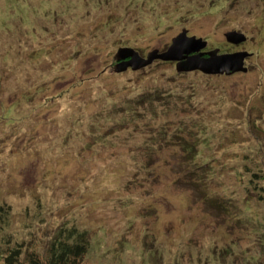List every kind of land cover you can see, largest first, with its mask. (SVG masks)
Segmentation results:
<instances>
[{"label":"rangeland","instance_id":"rangeland-1","mask_svg":"<svg viewBox=\"0 0 264 264\" xmlns=\"http://www.w3.org/2000/svg\"><path fill=\"white\" fill-rule=\"evenodd\" d=\"M182 28L247 71L115 69ZM79 231L80 264H264V0H0V264Z\"/></svg>","mask_w":264,"mask_h":264},{"label":"water","instance_id":"water-1","mask_svg":"<svg viewBox=\"0 0 264 264\" xmlns=\"http://www.w3.org/2000/svg\"><path fill=\"white\" fill-rule=\"evenodd\" d=\"M228 42L240 43L246 39V35L232 29L225 32ZM207 41L194 34L188 35L186 28L172 37L171 43L164 50L153 48L146 52L145 56L133 47H119L116 52V70H125L127 67L138 69L148 65L155 59L174 60L177 71H190L199 69L205 73L230 74L236 71H247L244 65V57L250 52L239 50L235 52H218V48L202 50Z\"/></svg>","mask_w":264,"mask_h":264},{"label":"trees","instance_id":"trees-1","mask_svg":"<svg viewBox=\"0 0 264 264\" xmlns=\"http://www.w3.org/2000/svg\"><path fill=\"white\" fill-rule=\"evenodd\" d=\"M72 238L70 241L69 239ZM87 249L84 231L68 233L66 237L55 238L46 248V257L31 250L20 259V247H10L6 250L3 260L5 264H80Z\"/></svg>","mask_w":264,"mask_h":264}]
</instances>
